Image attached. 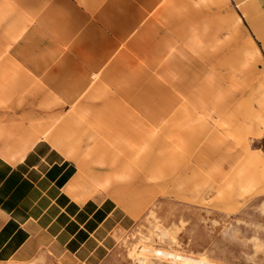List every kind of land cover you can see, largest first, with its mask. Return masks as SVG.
Listing matches in <instances>:
<instances>
[{
	"label": "crops",
	"instance_id": "obj_1",
	"mask_svg": "<svg viewBox=\"0 0 264 264\" xmlns=\"http://www.w3.org/2000/svg\"><path fill=\"white\" fill-rule=\"evenodd\" d=\"M159 1L27 0L24 16L28 25L7 52L13 75L12 100L19 102L20 116H60L71 103H78L102 119L110 116L105 112L110 107L107 102L112 101L127 112L134 111L141 124H135L138 128L132 138L123 128L97 142L92 124L89 132L94 147L99 144L104 155L112 152L107 161L101 157L106 163L99 161L111 170L103 176H86L84 165L89 164L81 155L83 147L77 140H68L63 132L60 136L44 132V136L32 137L24 149L0 150V263L29 261L44 250L68 264L100 262L114 245V229L131 220L125 208L134 210L127 203L124 208L120 186L114 189L115 197L92 194L109 188L117 179L130 180L131 192L142 184L134 164L141 159L139 154H144L141 152L150 142L149 135L154 134L151 139L156 137L157 141L161 135L155 134L157 129L163 130L175 116L180 126L187 124L183 113L197 104L192 102L195 95L189 98L188 93L195 84L208 83L212 61L229 77L218 86L237 87L244 84V72L255 68L252 60L258 51L254 47L264 56V24L259 23H264V0H188L189 6L195 7L192 21L207 25L208 44L215 49H208L201 62L188 59L186 63H179L186 51L179 34L148 14ZM244 19L250 23L252 50L243 47L240 20ZM184 66L193 76H179ZM237 95L232 94L230 101H236ZM97 121L95 125L102 123ZM213 127L209 132L221 138L225 132ZM206 133H201L195 144ZM211 134L193 153L192 165L203 170L208 179L214 170L219 174L218 182L226 179L225 167L221 160L213 162ZM159 165V160H153L147 171L154 172ZM174 169L183 173L182 178L188 174L179 165Z\"/></svg>",
	"mask_w": 264,
	"mask_h": 264
},
{
	"label": "rangeland",
	"instance_id": "obj_2",
	"mask_svg": "<svg viewBox=\"0 0 264 264\" xmlns=\"http://www.w3.org/2000/svg\"><path fill=\"white\" fill-rule=\"evenodd\" d=\"M26 3L27 0H0V150L24 149L28 139L44 136V132L59 136L64 133L68 140H77L83 147L81 155L89 164L84 165L86 176L106 175L111 170L99 161L105 162L101 157L109 160L112 152L104 155L99 144L94 147L89 132L92 124L93 129L97 130L96 142L98 138L111 137L123 128L129 131V138H132V135H136L134 131L138 126L135 124L140 123V117L112 101L107 102L110 107L105 112L110 116L102 119L93 117V110L85 109L78 103H71L68 111L60 116H20L17 111L19 102L12 100L13 75L12 66L7 61L10 54L7 52L24 32L22 28L28 25L24 16L27 14ZM191 11H195V7L189 6L188 0H161L148 11L181 37L186 51L181 54L179 63H186L188 59L201 62L207 57L205 52L208 49H215V45L209 47L207 25L193 22ZM246 20H240L244 31L242 43L245 49L252 50L254 41L250 23ZM259 23L261 26L264 24L263 21ZM228 41L230 48L232 43ZM254 50L258 51L252 60L255 68L244 72V84L237 87L218 86L221 80H229V77L225 71L216 69L212 61L206 78L208 83L190 87L189 98L195 95L192 102L197 104L195 107L189 106L183 113L187 121L185 127L180 126L175 116L167 121L163 130L157 129L155 134H161L157 141L156 137L151 139L154 134L153 137L149 135L150 142L141 152L144 154H139L141 159L135 160L134 168L140 173L142 184L134 192H131L130 180L118 182L117 179L109 188L92 194L115 197L114 189L120 186L126 196L122 197L125 200L124 208L127 203L133 205L134 210L131 212L125 208L131 220L114 229L113 247L96 264H204L202 259L213 264H264V56L257 46ZM179 72V76L186 73L193 76L186 66ZM236 92L237 100L230 101ZM101 94L100 97L107 98ZM201 101L205 102L203 106ZM167 102H164L165 106ZM81 107L83 110H79ZM199 116L201 122H198ZM97 120L102 123L95 125L94 121ZM213 126L225 132L221 138H215L211 134L213 132H209L214 130ZM101 128L104 132L98 131ZM205 131L204 137L195 144ZM207 134H211L210 145L215 147L210 150L213 162H224L225 180L217 182L219 174L214 170L208 179L203 170L200 172L192 165V155L206 143L204 138ZM153 160L156 163L159 160L160 165L154 172L152 169L148 172ZM186 163L190 167H186ZM178 165L188 172L184 178L181 177L183 173L174 169ZM245 186L251 188L246 189ZM156 250L178 253L193 260L175 261L156 254ZM0 264L68 263L62 257L44 250L29 261Z\"/></svg>",
	"mask_w": 264,
	"mask_h": 264
},
{
	"label": "bare ground",
	"instance_id": "obj_3",
	"mask_svg": "<svg viewBox=\"0 0 264 264\" xmlns=\"http://www.w3.org/2000/svg\"><path fill=\"white\" fill-rule=\"evenodd\" d=\"M160 254V255H165V256H167V257H171V258H173V259H175V261L176 260H182V261H187V260H193V258H187V257H184L183 255H181V254H178V253H174V252H169V251H162V250H156V254ZM190 262V261H189ZM194 262V261H193ZM201 262H203L204 264H213V263H210L209 261H207V260H201ZM197 263H198V261H197Z\"/></svg>",
	"mask_w": 264,
	"mask_h": 264
}]
</instances>
